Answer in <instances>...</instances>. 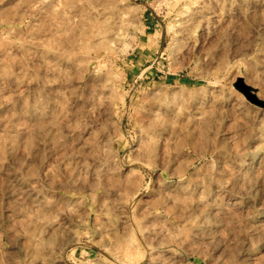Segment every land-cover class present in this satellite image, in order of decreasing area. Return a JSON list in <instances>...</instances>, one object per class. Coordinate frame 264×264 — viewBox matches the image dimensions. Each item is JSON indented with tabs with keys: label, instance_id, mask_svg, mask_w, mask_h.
I'll return each instance as SVG.
<instances>
[{
	"label": "rangeland",
	"instance_id": "obj_1",
	"mask_svg": "<svg viewBox=\"0 0 264 264\" xmlns=\"http://www.w3.org/2000/svg\"><path fill=\"white\" fill-rule=\"evenodd\" d=\"M0 264H264V0H0Z\"/></svg>",
	"mask_w": 264,
	"mask_h": 264
}]
</instances>
